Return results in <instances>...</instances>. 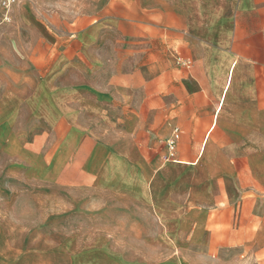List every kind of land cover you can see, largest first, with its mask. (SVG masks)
Segmentation results:
<instances>
[{
    "label": "crops",
    "instance_id": "0c3cea01",
    "mask_svg": "<svg viewBox=\"0 0 264 264\" xmlns=\"http://www.w3.org/2000/svg\"><path fill=\"white\" fill-rule=\"evenodd\" d=\"M78 3L74 47L0 60V264H264V0Z\"/></svg>",
    "mask_w": 264,
    "mask_h": 264
},
{
    "label": "rangeland",
    "instance_id": "374dc122",
    "mask_svg": "<svg viewBox=\"0 0 264 264\" xmlns=\"http://www.w3.org/2000/svg\"><path fill=\"white\" fill-rule=\"evenodd\" d=\"M96 2H100V0H94ZM79 0H34L35 8H34V16L38 19L33 26L29 28H24L22 26H16L13 30L12 37L13 41L3 40L0 44V60L2 62L7 63H16L18 58H31V56L19 57L14 54H11L9 51L10 47L20 48L25 51V53L30 52L35 48H44L48 53H55L56 50L74 47V44L68 40V33L70 30V25L68 23V16L74 10V5L79 4ZM24 13L29 14L30 9L27 5L24 6ZM100 24H98V29L100 30ZM58 60V56L54 54H46L45 63L46 65H50V69L46 72V75L53 74L52 73V65L55 64ZM46 66V67H47ZM47 69V68H46ZM58 74V72H56ZM62 78L68 77L69 75H77L78 79H84L85 76L83 73H74L71 71L61 72ZM100 78V72L94 74L92 78L87 77V79L98 80ZM2 163V162H1ZM0 168V179L4 177V169L3 165ZM2 177V178H1ZM3 181V180H2ZM15 191H31L28 187L26 189H21L20 184L13 185ZM4 191V186H0V192ZM4 200H0V211L3 210ZM34 200H28L27 205L31 207L33 205ZM3 218V217H2ZM74 220L77 217H71ZM67 220H61L60 224H65ZM19 235V233H16ZM29 238H33L37 235L43 237L45 243H51L54 236H58V233H53L51 231H44L39 233H26ZM63 234V233H61ZM130 234V233H127ZM125 250L126 255L134 256L137 253L145 256H152L154 251L162 252V249H150L148 247H139V248H123ZM242 252V253H241ZM163 254V253H162ZM224 262L221 264H248L251 257L246 255L242 249H226L223 256ZM256 261H259V257L253 258ZM264 259V256H263ZM257 264V263H252Z\"/></svg>",
    "mask_w": 264,
    "mask_h": 264
},
{
    "label": "built area",
    "instance_id": "2783aa9c",
    "mask_svg": "<svg viewBox=\"0 0 264 264\" xmlns=\"http://www.w3.org/2000/svg\"><path fill=\"white\" fill-rule=\"evenodd\" d=\"M21 1L22 0H0V25L10 23L12 21L13 12ZM184 63L188 64V62ZM179 137V129L175 128L170 137L166 139L165 145L169 149L170 155L173 154Z\"/></svg>",
    "mask_w": 264,
    "mask_h": 264
}]
</instances>
